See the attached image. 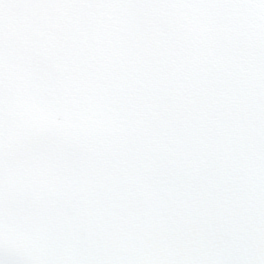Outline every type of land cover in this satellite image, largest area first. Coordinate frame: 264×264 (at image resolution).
Instances as JSON below:
<instances>
[{"label": "snow or ice", "instance_id": "6c2138e0", "mask_svg": "<svg viewBox=\"0 0 264 264\" xmlns=\"http://www.w3.org/2000/svg\"><path fill=\"white\" fill-rule=\"evenodd\" d=\"M0 264H264V0H0Z\"/></svg>", "mask_w": 264, "mask_h": 264}]
</instances>
